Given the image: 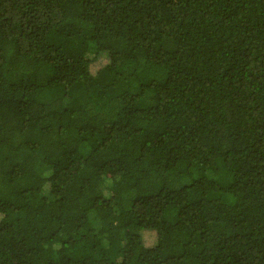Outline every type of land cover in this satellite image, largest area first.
Listing matches in <instances>:
<instances>
[{"label":"trees","instance_id":"16d2710c","mask_svg":"<svg viewBox=\"0 0 264 264\" xmlns=\"http://www.w3.org/2000/svg\"><path fill=\"white\" fill-rule=\"evenodd\" d=\"M0 264H264V0H0Z\"/></svg>","mask_w":264,"mask_h":264},{"label":"rangeland","instance_id":"374dc122","mask_svg":"<svg viewBox=\"0 0 264 264\" xmlns=\"http://www.w3.org/2000/svg\"><path fill=\"white\" fill-rule=\"evenodd\" d=\"M145 239H146L145 242L147 243V245L154 242V239H153L152 235H150V234H146Z\"/></svg>","mask_w":264,"mask_h":264}]
</instances>
